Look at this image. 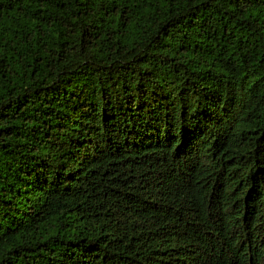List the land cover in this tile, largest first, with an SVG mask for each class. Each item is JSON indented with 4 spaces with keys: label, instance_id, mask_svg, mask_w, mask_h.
<instances>
[{
    "label": "trees",
    "instance_id": "obj_1",
    "mask_svg": "<svg viewBox=\"0 0 264 264\" xmlns=\"http://www.w3.org/2000/svg\"><path fill=\"white\" fill-rule=\"evenodd\" d=\"M0 264H264V0H0Z\"/></svg>",
    "mask_w": 264,
    "mask_h": 264
}]
</instances>
